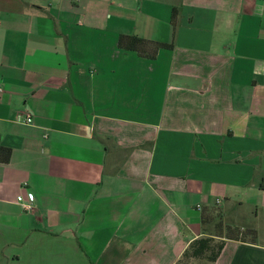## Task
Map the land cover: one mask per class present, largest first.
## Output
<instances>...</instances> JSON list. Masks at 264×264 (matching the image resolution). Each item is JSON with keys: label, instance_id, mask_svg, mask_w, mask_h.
I'll use <instances>...</instances> for the list:
<instances>
[{"label": "crops", "instance_id": "obj_1", "mask_svg": "<svg viewBox=\"0 0 264 264\" xmlns=\"http://www.w3.org/2000/svg\"><path fill=\"white\" fill-rule=\"evenodd\" d=\"M0 87V264H264V0H0Z\"/></svg>", "mask_w": 264, "mask_h": 264}, {"label": "trees", "instance_id": "obj_2", "mask_svg": "<svg viewBox=\"0 0 264 264\" xmlns=\"http://www.w3.org/2000/svg\"><path fill=\"white\" fill-rule=\"evenodd\" d=\"M180 9L174 8L173 15H172V24L175 31L178 29V19H179ZM119 47L125 51L130 52H137L141 56L146 57L148 59H155L157 53L160 49H174V45H165L161 43H151L139 37H121L119 41ZM12 151L7 148H3L0 146V163L7 164L11 159ZM264 189V183L261 186ZM214 211H205L202 214V224H203V231L206 235L204 238H201L195 242H193L189 249L183 255V258L179 261V264H185L191 258L196 259H206L210 263H215L218 258L220 257L226 242H215L216 234H211L208 230V227L215 222V218L213 217ZM218 225V224H217ZM241 233V234H240ZM255 231L251 230L250 228H246L244 233L238 232L236 234V240L241 242H248V236L253 235L255 236ZM235 237V236H234ZM238 237V238H237ZM223 238V237H222ZM230 237L229 239H232Z\"/></svg>", "mask_w": 264, "mask_h": 264}, {"label": "rangeland", "instance_id": "obj_3", "mask_svg": "<svg viewBox=\"0 0 264 264\" xmlns=\"http://www.w3.org/2000/svg\"><path fill=\"white\" fill-rule=\"evenodd\" d=\"M213 217L215 218V222H213L210 227H208V230L211 234H216L227 239L234 236L236 237L238 232H242L241 229L238 228L242 224V220L240 218L238 220H233L232 218L226 217L220 219V217H222V212L220 209H217L213 212ZM222 237H216L215 242H222V239H220Z\"/></svg>", "mask_w": 264, "mask_h": 264}, {"label": "built area", "instance_id": "obj_4", "mask_svg": "<svg viewBox=\"0 0 264 264\" xmlns=\"http://www.w3.org/2000/svg\"><path fill=\"white\" fill-rule=\"evenodd\" d=\"M0 91H2V88L1 87H0ZM27 123H32V118H28L27 119ZM29 198H30V200H33L34 199V197H33L32 194L29 195ZM18 201H19V203H21V205L23 206L24 209L29 210V211L32 210V206L31 205L25 204L23 197H19L18 198Z\"/></svg>", "mask_w": 264, "mask_h": 264}]
</instances>
